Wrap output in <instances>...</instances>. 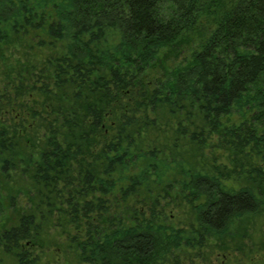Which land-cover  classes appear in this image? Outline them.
Wrapping results in <instances>:
<instances>
[{
    "label": "trees",
    "instance_id": "1",
    "mask_svg": "<svg viewBox=\"0 0 264 264\" xmlns=\"http://www.w3.org/2000/svg\"><path fill=\"white\" fill-rule=\"evenodd\" d=\"M205 20L198 47L146 79L161 51ZM16 42L49 55L7 83L19 124L0 127V176L17 171L66 194L60 215L74 225L78 264H164L183 241L201 246L264 203V0H0V56ZM166 128L199 154L217 137L230 156L231 168H181L176 184L198 226L188 236L167 233L153 213L135 210L128 225L110 214L119 198L156 202L168 166L145 135ZM37 220L24 210L0 232L14 264H38L28 251Z\"/></svg>",
    "mask_w": 264,
    "mask_h": 264
},
{
    "label": "rangeland",
    "instance_id": "2",
    "mask_svg": "<svg viewBox=\"0 0 264 264\" xmlns=\"http://www.w3.org/2000/svg\"><path fill=\"white\" fill-rule=\"evenodd\" d=\"M210 29L211 20H205L199 30L187 33L179 39L176 48L162 50L159 58L148 69L146 75L150 78L146 79L163 78L167 71L182 62L191 50L198 47ZM46 55H49L46 49L16 42L4 48L3 57L0 56V104L3 105L2 108L0 106V127L6 128L11 134L13 126L18 123L16 119L12 120L5 108V89L12 77V71L24 69L31 64L39 66L45 61ZM237 119L236 116L232 117V121ZM17 128L21 130V126ZM166 130L152 131L148 136L145 135L150 146L160 150L159 157L166 159L164 163L168 166L162 185L152 189V197L157 198L156 202L147 199L148 194L145 193L125 201L119 198L118 202L114 200L116 203L113 202L110 214L122 217L124 224L128 225V217H133L135 210L138 214L142 213L139 217L148 218L153 213L156 224L165 227L167 233L182 231L183 236H188L197 230L198 226L191 205L184 200L180 187L176 184L181 168L204 170L211 164L231 168L230 156L219 144L217 137L209 138L203 152L199 154L189 151L183 144L169 140L171 134L168 128ZM37 133L38 137H41L40 132ZM230 184L238 187L236 183L228 181V185ZM48 190L36 186L31 179L22 177L17 171L0 176V195L4 203L0 213V232L15 225L18 215L24 210L36 211L39 232L31 245H28L29 253L38 259V264H78V252L70 243L74 225L65 224L60 215V209L65 207L63 201L67 196L63 193V199L59 194L55 195ZM259 206L257 212L232 220L224 234L206 236L201 246H188L183 241L179 247L172 249L164 264H236L237 257L242 253H256L254 258L259 260L264 253V203ZM4 253L0 248V264H14L13 257Z\"/></svg>",
    "mask_w": 264,
    "mask_h": 264
},
{
    "label": "flooded vegetation",
    "instance_id": "3",
    "mask_svg": "<svg viewBox=\"0 0 264 264\" xmlns=\"http://www.w3.org/2000/svg\"><path fill=\"white\" fill-rule=\"evenodd\" d=\"M256 253H253V255L249 254V253H242L240 256L237 257V260H236V264H264V253L263 255H259V260L255 259L254 257H256L255 255ZM248 259V260H245V259Z\"/></svg>",
    "mask_w": 264,
    "mask_h": 264
}]
</instances>
